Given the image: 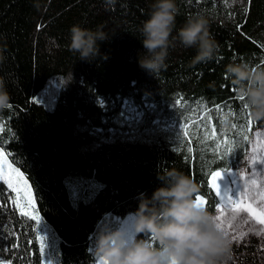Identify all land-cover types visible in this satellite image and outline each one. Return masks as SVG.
Instances as JSON below:
<instances>
[{
  "label": "trees",
  "instance_id": "1",
  "mask_svg": "<svg viewBox=\"0 0 264 264\" xmlns=\"http://www.w3.org/2000/svg\"><path fill=\"white\" fill-rule=\"evenodd\" d=\"M34 2L0 0V44L7 47L0 75L13 106L0 120V147L30 181L58 250L49 254L42 228L17 209L12 190L0 181V257L10 264H96L95 234L135 213L141 194L151 198L163 186L157 175L171 169L194 180L197 196L215 213L221 198L213 173L234 167L254 131L264 129L224 77L233 61L264 67V0H176L172 36L201 14L219 48L212 61L193 66L196 49L177 40L157 77L138 63L145 53L138 28L153 0L111 6L107 0H39V8ZM77 24L109 35L98 42L101 56L92 62L68 49L69 29ZM128 99L152 106L143 107L134 134L121 124ZM191 117L198 122L190 136L162 126L185 125ZM77 177L101 184L94 197L72 199Z\"/></svg>",
  "mask_w": 264,
  "mask_h": 264
},
{
  "label": "clouds",
  "instance_id": "2",
  "mask_svg": "<svg viewBox=\"0 0 264 264\" xmlns=\"http://www.w3.org/2000/svg\"><path fill=\"white\" fill-rule=\"evenodd\" d=\"M111 6L116 0H107ZM34 6L39 8V0ZM179 8L176 0H153L148 18L138 28L145 50L139 57V67L157 77L166 69L169 49L176 41L185 49H196L193 66L208 63L215 58L219 45L210 32V20L201 14L187 18L177 35ZM109 35L102 29L95 31L73 25L69 29V51L79 60L92 62L101 56L98 42ZM6 45L0 44V65L7 56ZM228 79L254 121H264V67L245 61L226 65ZM12 106V96L5 76L0 75V112ZM162 187L151 198L141 194L134 215V234L125 229L107 228L95 234L92 253L96 264H229L233 242L218 227L213 213L198 204L199 188L183 172L171 169L158 174Z\"/></svg>",
  "mask_w": 264,
  "mask_h": 264
},
{
  "label": "rangeland",
  "instance_id": "3",
  "mask_svg": "<svg viewBox=\"0 0 264 264\" xmlns=\"http://www.w3.org/2000/svg\"><path fill=\"white\" fill-rule=\"evenodd\" d=\"M143 107L150 109L152 106L147 103L143 106L132 99L125 100L122 104L121 124L122 127H128V132L131 134L136 133L143 122L145 112ZM3 116H5L4 112H0V120L5 122L7 119ZM195 122H198L197 118L191 117L185 125L173 120L164 122L162 126L167 130L177 127V134L190 136L191 132L194 131L192 125ZM0 154H2L0 155V181L9 187L8 180L4 179V174L7 172L12 182V187H9L13 192L11 202L15 204L21 213L33 219L40 229L42 228L43 235H39L44 236L48 241V252L55 257L59 238L53 228L41 219L30 181L21 170L12 165L6 152L1 147ZM9 165H11V169H15L20 174L19 178L11 172L8 168ZM215 173L221 175L214 182L213 176ZM211 180L213 187L215 183V192L221 198L216 212L213 214L221 217L220 223L222 227L227 228L228 236L233 242V255L229 264H264V224H260L247 212L242 210L234 212V206L230 203V199L235 201L242 198L245 203L252 204L257 212H260L261 208L264 207V201L261 200V196L264 195V129L254 131L247 151L234 167H231L228 171H215ZM253 180L255 185H252ZM75 182L78 189L75 193L70 188L71 182H68L70 195L74 201L79 199L88 200L94 197L101 186L96 179L85 177H77ZM14 188L19 189V194L13 190ZM202 205L205 207L203 199ZM133 214L128 213L123 218L116 217L114 219L116 223H113L112 229H125L134 234ZM0 264L10 263L0 257Z\"/></svg>",
  "mask_w": 264,
  "mask_h": 264
},
{
  "label": "snow or ice",
  "instance_id": "4",
  "mask_svg": "<svg viewBox=\"0 0 264 264\" xmlns=\"http://www.w3.org/2000/svg\"><path fill=\"white\" fill-rule=\"evenodd\" d=\"M241 100L242 98L239 97ZM13 106H10L9 109H12ZM2 155V154H0ZM8 168L11 170L12 173H14L17 178H19L20 174L15 170V169H11V165L8 166ZM221 174L220 173H215V175L213 176V181L215 182L216 178L219 177ZM4 179L8 180L9 183V187H12V182L11 179L8 175L7 172H5L4 174ZM252 185H255V181H252ZM214 187H215V183H214ZM14 191L17 192V194H19V189L18 188H14ZM198 204H202V198L200 196L196 197ZM230 199V198H229ZM261 200L264 201V195L261 196ZM230 203L234 206L233 207V211L234 212H238V211H244L249 213L255 220H257L260 224H264V207L261 208L260 212H257L256 209L253 208L252 204L250 203H245L244 200L242 198H238L235 201H232L230 199ZM217 221H218V227H220L226 235H228L227 232V228L226 227H222L220 221H221V217L219 216H215ZM233 219H235V217H233ZM230 226V225H229Z\"/></svg>",
  "mask_w": 264,
  "mask_h": 264
}]
</instances>
